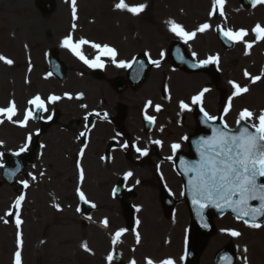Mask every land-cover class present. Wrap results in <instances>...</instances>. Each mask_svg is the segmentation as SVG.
I'll list each match as a JSON object with an SVG mask.
<instances>
[{
    "label": "rangeland",
    "instance_id": "obj_1",
    "mask_svg": "<svg viewBox=\"0 0 264 264\" xmlns=\"http://www.w3.org/2000/svg\"><path fill=\"white\" fill-rule=\"evenodd\" d=\"M194 1L197 0H125L129 5L146 4L145 11L139 16H132L127 12H119L114 9V4L118 0H78L77 13L79 19L75 21V29L80 35L90 36L96 39L103 35H99L94 31L96 25L103 24L113 26L117 32H114L110 43L119 47L123 56L127 57L133 52H140L141 48H156V51L164 46L171 34L168 30V20L180 21L190 25L194 23L195 14L198 11L204 12L208 7L207 0H198L199 5L195 6ZM54 10L50 14H43L37 9L33 0H0V55L11 59L14 63L9 66L0 61V108H7L9 102L16 104L17 114L13 118L14 121L20 119L22 110L26 106L34 94L39 90L38 73L45 70V59L42 56L44 50L59 44V40L66 32L73 30V20L70 17L72 6L69 0H54ZM61 3V4H60ZM65 10H59L60 6ZM187 6L190 8L188 11ZM183 9L186 11L184 12ZM53 15V16H52ZM106 34V32H103ZM104 37H106L104 35ZM111 38V37H110ZM165 43H161L160 42ZM136 46L137 50L132 49ZM195 47H198L197 44ZM157 54V53H156ZM129 58V57H128ZM30 69V70H29ZM235 67L227 70L229 76L235 73ZM165 69L158 72H152L151 77H160L157 89L160 87ZM111 74H108L110 76ZM179 76V74H177ZM174 74L171 75L172 91H181L174 81ZM187 85L184 91H191L194 88L193 79ZM226 79L217 78L214 83L215 95L221 89L225 91L224 82ZM70 86V82L68 83ZM174 84V85H173ZM71 90L76 88L87 89V84L79 83L71 85ZM48 89L44 92V94ZM60 91V89H59ZM257 91H264L260 89ZM86 93V92H85ZM252 95L246 102H238V107L245 103L254 107H264V101L253 96L257 92H250ZM87 94V93H86ZM153 97V96H152ZM252 97V98H251ZM0 123V152L5 153L9 148H15L22 141L23 133L16 128L15 123L8 122L4 117ZM47 142L49 151L44 162L47 163L48 170L50 167L51 175L57 171V161L61 164L59 175L54 177L48 186L49 188L63 193L66 186L63 182L69 173L68 162L64 157V148L62 141L54 140L53 144L50 140L44 138ZM8 142L11 144L8 147ZM87 157L84 158V163ZM71 164V171L74 172ZM0 264H14V256L17 251L16 233L17 228L12 221L8 226H3V222L7 221L6 217L12 218V215L3 214L6 211L14 210L15 201L19 198L16 196L12 188L1 185L0 187ZM52 192L41 193L35 188L24 189L22 196L24 200L20 209L22 212L21 232V264H106L107 241L102 240L103 235H99V240L91 241L93 232L99 231L95 227L82 226L74 218L70 216L71 211L56 214L48 204L59 206L58 202H54V197L49 196ZM37 197V199H36ZM64 208V206L62 205ZM4 215V216H3ZM99 216V215H98ZM3 220V221H2ZM229 217H223L216 221L218 229L229 227L230 229L239 231L242 235L239 237H231L225 234L226 231L221 230L212 237L200 256V264H211L214 251L221 249L226 245H232L236 252L238 263L244 264V257H247L248 264H264V226L260 229H252L240 227L232 222ZM171 225L166 221V225ZM70 225L76 226L79 233L67 232ZM264 225V223H262ZM45 227V228H44ZM150 233L145 228V237L149 239ZM88 238L93 253H88L82 248V239ZM160 234L154 236L156 249L153 251H142V254H150L158 257L162 254L172 253L163 249L164 253H160L162 247L158 244L162 241ZM213 241L211 245L210 242ZM248 251L245 253L244 249ZM249 257V258H248ZM7 258V260H6Z\"/></svg>",
    "mask_w": 264,
    "mask_h": 264
},
{
    "label": "snow or ice",
    "instance_id": "obj_2",
    "mask_svg": "<svg viewBox=\"0 0 264 264\" xmlns=\"http://www.w3.org/2000/svg\"><path fill=\"white\" fill-rule=\"evenodd\" d=\"M72 4V20H73V30L75 29V21L77 20V7L76 0H71ZM225 0H212V9L209 12V17L211 18L219 10L221 16L224 15L223 7ZM258 4H264V0H252V5L255 7ZM147 5H129L125 0H118L114 4V9L119 12H127L132 16H139L142 14ZM168 30L176 37L181 39L184 43H188L190 40L194 39L197 32L204 33L209 30L211 25L209 23L201 24L195 31L188 32L184 27L172 20L167 21ZM221 37L232 43H244L245 45V55H248V50L253 47L251 42L245 41V37L248 36V31L244 29L233 30V29H217ZM253 33L255 34V39L257 41L264 40V27L257 24L253 28ZM84 45H90L92 49H95L97 55L95 59H88L82 51ZM60 47L68 50L84 63L89 68H103L104 64L101 62L102 57H108L111 59L112 63L119 68L131 67L130 64L125 61H117V50L110 47L109 45H101L98 43L90 42L86 39H79L75 41L71 33H69L60 42ZM147 55V53H145ZM163 56V53H161ZM0 61L4 64L11 66L14 61L0 55ZM152 64L159 67V61L150 60ZM218 57H209L207 60L200 62V66L208 64H218ZM30 70V69H29ZM51 75V73H49ZM264 75V73H262ZM244 76L251 80L252 83H256L262 79L261 75L251 76L247 71H245ZM233 89L231 96L229 97L228 106L224 108V114L231 110V102L235 97L245 94L249 91L248 87H242L234 81H229ZM207 89L200 92L198 95L192 98L193 105H199L202 102V97ZM67 99H72L71 95L66 94ZM79 98V97H77ZM61 97L56 95H51L47 98V101L41 98L40 95L34 96L28 101V104L32 106L30 110H25L24 118L22 121H14V117L17 114L16 104L12 101L9 102L7 108H0V117H4L8 122L18 123L20 127H26L28 121L36 116L37 112H47V104H54L59 101ZM151 101L145 105V109L151 106ZM82 107H86L82 105ZM181 111L191 109L189 105L185 104L183 101L179 105ZM155 111H161L159 105L155 106ZM203 113V119L206 124L209 122L216 121L217 117L210 115L208 112L204 111L203 107L200 108ZM97 116L100 114L97 113ZM51 116L48 117L51 120ZM87 120V116L85 117ZM145 120L149 124L154 123L155 117L145 114ZM4 120L0 119V123ZM222 126H212L211 135L208 137H201L196 143V151L198 153L199 159L193 162H188L183 159L180 160V165L184 171V174L188 176V192L191 196L192 204L197 208V215H202L203 211L208 207H215L218 210H223L225 208L231 209L232 212L237 214V219L243 220L247 227L252 229H260L262 226L258 220L264 217V110H261L258 114L252 112L251 110L245 108L239 112V115L235 121L238 126L236 129H232L228 126L226 122L221 118ZM81 136L85 133L81 132ZM183 139H187L184 137ZM27 141H31V136L27 137ZM156 145H161L160 140L153 141ZM125 148L128 147L127 144L123 145ZM135 147V146H134ZM180 144L174 143L171 145L173 154L177 152L180 148ZM28 150V143L20 148L19 152L14 153V155L19 156L21 153ZM136 151L140 156H147V150H142L136 147ZM81 155H83V150H81ZM168 159H171L169 157ZM3 167V165H0ZM77 168L80 169L79 178L81 181L84 179L83 170L80 168L79 162L77 163ZM191 175H188V174ZM132 176L131 172L125 174L124 179L127 180ZM35 179V177H33ZM24 188H27L28 183L22 182ZM183 195V193H181ZM77 196L79 199L87 204V200L84 192L77 188ZM24 196H20L14 204L15 216H16V244L17 251L14 256V264H21V252L19 251L21 247V232L20 227L23 221L20 219V206L24 200ZM253 202H257L253 204ZM92 207H95L93 204ZM137 211L140 209L137 208ZM77 211H80L78 208ZM13 212L6 213V215H12ZM7 223V221H5ZM103 225L108 226V221L104 220ZM139 225V220L136 221ZM231 237H239L242 234L236 230H224ZM125 229H120L115 232L112 237V244L115 245L119 241V238L124 235ZM136 242H140V236L137 233ZM84 251H90L87 244H82ZM247 248L244 249L246 253ZM108 264L113 261V255L109 254L107 256ZM183 259V257L181 258ZM225 264H231V260L225 256L222 258ZM131 264H135L132 261ZM146 264H154L151 259L146 260ZM159 264H176L171 258L163 259ZM244 264H248L247 257H244Z\"/></svg>",
    "mask_w": 264,
    "mask_h": 264
},
{
    "label": "flooded vegetation",
    "instance_id": "obj_3",
    "mask_svg": "<svg viewBox=\"0 0 264 264\" xmlns=\"http://www.w3.org/2000/svg\"><path fill=\"white\" fill-rule=\"evenodd\" d=\"M88 93L90 94L89 98L92 100L91 107L93 109L98 108L97 110H99L100 107L94 102L95 92ZM64 103L65 102H62V104ZM127 127L131 130L127 132L123 131L121 135H118L113 131V128H111L110 125L97 123L94 125L93 137L96 142H100L105 137L113 135L116 140L124 139L123 142L127 143L130 150L128 154L120 156L115 152L112 156L113 161L108 163L109 167L105 168V170L109 173L110 179H113L114 183L118 181L127 182L128 187L132 190L131 206L145 209L151 207L153 200L157 198L154 190L155 184L158 185L160 179L155 177L157 173L153 172V168L150 166L151 164L149 161L146 166L141 165L140 167H137V165L134 164V167H132V112L127 117ZM53 133L56 137L61 138L64 132L59 127H56ZM115 147H117V145H115ZM128 172H131L132 176L125 180L124 176ZM164 177L167 182H170L169 171H164ZM92 180L98 182L103 181L104 178L102 173H94ZM170 185L173 188L172 184ZM134 191H138L139 193L136 194ZM104 197H108L107 189L104 191ZM104 204L110 205L111 203L105 200ZM118 206L119 210L117 212L114 210L112 211V214H116L113 216L112 220L116 223H127L128 219L126 218V215H124L126 210L121 203H119Z\"/></svg>",
    "mask_w": 264,
    "mask_h": 264
},
{
    "label": "bare ground",
    "instance_id": "obj_4",
    "mask_svg": "<svg viewBox=\"0 0 264 264\" xmlns=\"http://www.w3.org/2000/svg\"><path fill=\"white\" fill-rule=\"evenodd\" d=\"M59 6H60V9L59 10H65L64 7H62L61 5H59ZM6 260H7V258H6Z\"/></svg>",
    "mask_w": 264,
    "mask_h": 264
}]
</instances>
